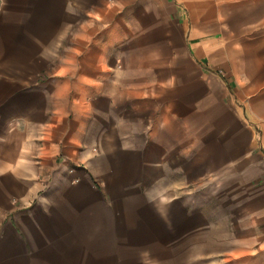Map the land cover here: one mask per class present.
Returning a JSON list of instances; mask_svg holds the SVG:
<instances>
[{"label":"crops","instance_id":"obj_1","mask_svg":"<svg viewBox=\"0 0 264 264\" xmlns=\"http://www.w3.org/2000/svg\"><path fill=\"white\" fill-rule=\"evenodd\" d=\"M1 1L0 264H171V222L186 237L190 203L216 205L211 221L230 205L233 222L264 223V152L255 137L204 154L148 67L155 52L147 29L164 21L171 2L201 11L204 0ZM206 48L190 51L201 60ZM227 56L249 71L245 52ZM232 111L243 119L241 107ZM203 188L210 194L200 196ZM215 235L212 256L242 252L237 264H252L264 253L255 239L238 246ZM207 263L235 264L185 262Z\"/></svg>","mask_w":264,"mask_h":264},{"label":"rangeland","instance_id":"obj_2","mask_svg":"<svg viewBox=\"0 0 264 264\" xmlns=\"http://www.w3.org/2000/svg\"><path fill=\"white\" fill-rule=\"evenodd\" d=\"M192 6L188 9L171 2L162 16L164 21L153 23L146 31L148 39L154 42L155 58L148 61V67L154 70L155 83L164 80L172 111L185 112L188 138L190 142L201 139L204 154L210 155L215 148L217 151L241 149L236 143L245 141L247 135L255 137L257 150L264 152L261 147L264 144V17H260L264 14V0H204L201 11L198 6ZM253 16L256 19L247 20ZM193 32L204 36L188 40ZM202 44L207 48L199 60L190 50ZM230 49L245 52L248 72L239 63L230 62L227 56ZM233 106L242 108L243 119L236 118ZM211 178L206 176L203 186L210 184ZM210 192L209 188H203L199 195L205 197ZM228 206L232 207L219 206L224 218L215 222L210 220L208 212L216 205L188 204L190 214L184 238L179 236L178 219L172 220L171 264L193 260L241 262L242 252L228 256L223 252L218 257L208 253L212 245L216 247V233L228 235L238 246L243 245L244 237L251 238V242L255 239L256 244L264 243V223L244 226L242 217H237L234 220L237 227L232 228L229 225L234 222L228 219ZM199 229L202 233L196 234L195 230ZM257 233L261 238L255 237ZM251 263L264 264V253H255Z\"/></svg>","mask_w":264,"mask_h":264},{"label":"built area","instance_id":"obj_3","mask_svg":"<svg viewBox=\"0 0 264 264\" xmlns=\"http://www.w3.org/2000/svg\"><path fill=\"white\" fill-rule=\"evenodd\" d=\"M2 10V1L0 0V12Z\"/></svg>","mask_w":264,"mask_h":264}]
</instances>
